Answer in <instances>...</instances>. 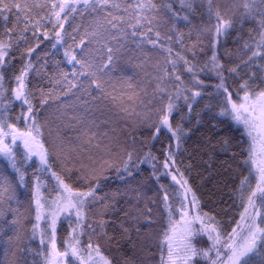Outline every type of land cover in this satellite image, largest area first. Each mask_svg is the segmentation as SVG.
Instances as JSON below:
<instances>
[{"label":"snow or ice","instance_id":"obj_1","mask_svg":"<svg viewBox=\"0 0 264 264\" xmlns=\"http://www.w3.org/2000/svg\"><path fill=\"white\" fill-rule=\"evenodd\" d=\"M129 43L150 46L143 80L113 75ZM73 90L79 114L53 130ZM222 126L225 208L186 147L199 133L211 169L201 130ZM111 175L124 188L101 195ZM0 248V264H264V0H0Z\"/></svg>","mask_w":264,"mask_h":264},{"label":"trees","instance_id":"obj_2","mask_svg":"<svg viewBox=\"0 0 264 264\" xmlns=\"http://www.w3.org/2000/svg\"><path fill=\"white\" fill-rule=\"evenodd\" d=\"M235 2H239V0H213L214 4H220V5L232 4ZM181 26L183 27V25ZM247 27H252V25H246V28ZM112 44L113 46H116L115 41H113ZM41 47L43 48L44 45H41ZM228 47L230 48L233 47L231 40H229L228 42ZM127 48L128 50L122 51L120 55V60L118 61V65H117L118 70L114 72L113 75L119 76L121 74L120 69H123L124 74L126 76H134L137 81L143 80L144 71H142L141 68L134 67V66L138 65L142 60H144L145 57L143 53L150 52L151 51L150 46L145 45L143 48V53L141 52L140 49H136L135 46L132 45L131 43L128 44ZM62 52L63 50L61 49L60 53L56 56V59H61V60L63 59ZM37 67L39 68V64L37 65ZM53 69H54V64L50 60L47 65L46 70L49 74H51ZM146 70L150 71V68ZM40 71L41 73H43L45 69H40ZM32 79H33V82H40L39 77H37L35 73L32 74ZM73 92L75 94L69 93L67 96L61 97L60 103L63 105V108L60 110V112L64 114L61 119L56 118L57 115L60 114V112H58L55 107L49 110L50 116L53 122V130H55L57 126H60L61 128H63V124L67 122L68 117L74 114H79L78 110L81 105V101L77 99V97L79 96V93H76L75 90H73ZM97 115L99 116V113H97ZM101 127L103 128L104 126L101 125ZM64 131L68 132V134L71 135L70 129H64ZM201 131L204 133L205 136L209 134L213 136V144L215 145V151L212 153L213 155V160L211 161L213 165L212 168L208 169L207 164L204 163V161L208 160V156L203 151L198 152V146L204 143L203 137L199 133L194 134L192 136V139L188 141L186 147L188 148L189 153H192L193 156L195 157L194 159L191 160L193 165L196 166L195 171L201 172L203 176L205 177L203 188L201 189L203 193V200L207 201L209 205H215L219 208H225L227 207V205L220 204L217 198L219 195L218 189L221 187L219 173H222L223 169L226 168L228 164L233 163L231 160V154H232V151L234 150V141H233L232 146L225 147L222 144L221 138L227 137L232 134L227 132L223 126L217 129L215 132H210L209 129L207 128L202 129ZM149 171L150 170L147 169V167L145 166L144 175L147 176ZM195 171L193 172V175H195ZM209 173H211V175ZM199 182L200 181L198 179L197 183ZM123 188H124L123 183L120 180H118L114 175H111L108 179L107 185L104 186L100 194L103 195L104 192L111 193L112 191H115L117 189L122 190ZM223 191L225 192L224 199L226 200L227 199V195H226L227 189H223ZM146 193H147V197H152L153 195V192L149 189H146ZM127 199H129V197H123L121 199L120 204L117 205V207H127V205L124 204L123 202L124 200H127ZM144 203L145 201L142 200L141 207L144 206ZM148 206L151 207V204H149ZM205 210H208L207 207L205 208ZM122 215L123 214L121 213L120 216ZM224 219H227V217H224ZM142 231L147 233L148 229L145 228V229H142ZM37 243L38 242H34L31 245V247L35 248L37 246ZM124 250L125 252H128L129 254H131L127 248H125ZM113 254L114 255L116 254L115 250H113ZM26 255H28L29 264H31L32 256L30 254H26ZM2 256H3V250L2 248H0V258H2Z\"/></svg>","mask_w":264,"mask_h":264}]
</instances>
